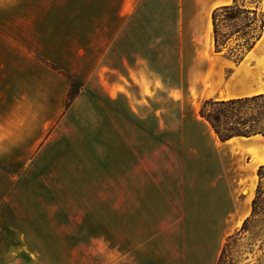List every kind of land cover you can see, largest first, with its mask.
I'll return each instance as SVG.
<instances>
[{
  "label": "crops",
  "instance_id": "0c3cea01",
  "mask_svg": "<svg viewBox=\"0 0 264 264\" xmlns=\"http://www.w3.org/2000/svg\"><path fill=\"white\" fill-rule=\"evenodd\" d=\"M231 3L0 0V250L64 247L49 239L71 233L65 219L73 216L81 225L99 217L96 233L109 230L104 222L114 227L120 138L135 137L137 119L146 120L137 102L150 101L160 118L164 105L177 108L179 126L154 131L171 143L147 147L156 174L147 176V204L161 205L157 216L220 220L218 236L196 251L161 241L169 256L144 251L131 264L217 263L233 218L248 211L242 190L264 166L263 136L221 141L199 115L206 100L264 95V24L238 65L214 51L212 12ZM130 200L134 208V194Z\"/></svg>",
  "mask_w": 264,
  "mask_h": 264
},
{
  "label": "rangeland",
  "instance_id": "374dc122",
  "mask_svg": "<svg viewBox=\"0 0 264 264\" xmlns=\"http://www.w3.org/2000/svg\"><path fill=\"white\" fill-rule=\"evenodd\" d=\"M260 19L261 16L259 15L250 27H247L246 22L243 21V26H246L244 27V32H256ZM242 44L243 39L231 43V46L236 48L233 50L234 56L225 51L232 62L235 57H240L244 52L246 46ZM228 74L229 71L226 72V75ZM135 91L138 96L139 89L137 87ZM160 107L150 101L144 106L137 102V114H146V120L139 121L137 119L135 137L120 138L121 160L119 184L117 186L118 195L121 199L120 215L114 218V227L110 226L111 222H104V228H109V230L96 233L90 230L96 228V226L98 228L100 224L99 217L89 216L81 225L80 218L73 216L69 218L70 221H68V218L65 219V223L70 224L73 228L71 233L55 234L54 238L51 237L49 239L51 241L64 240V247L0 250V258H8V264H16L15 258L22 257L39 258L40 264H131V260L134 257L143 256L144 251L147 256H169L166 252V247L161 241H167L168 247H170V241H173L171 245L173 248L175 245L178 248L186 246L189 254L194 250L196 251L200 244L204 245L211 238L217 237L218 233L213 231V224L215 225L219 222V217L171 218L157 216L153 210L161 209V205L158 203V208L153 209L155 206L153 198L147 204V176L154 177L156 175L154 173L155 168L151 169L153 162L150 156L152 152L147 147L150 148L160 144L161 139L165 143H171L172 137L165 135L160 138L153 135L154 131L159 128L172 129L179 126L175 120L177 108L170 104L164 105L163 109L165 111L162 112L163 115L160 118L158 115L161 112ZM206 112L219 116L220 130L228 129L235 132L245 130L242 129V125L249 116H255L258 113L264 115V101L257 103V105H238L233 108L228 105L213 106L209 104L206 107ZM246 125L249 126V123ZM132 140H134V143ZM133 148L135 149V154L132 156L133 154L130 151L128 158L127 150ZM242 191L243 196L249 195L250 203L247 205L248 211L245 215L233 218V223L236 224V227L229 235H232L233 239L230 241V260L227 259L226 263L264 264V169L262 178L258 177L252 188L251 186H244ZM74 192L73 195H75ZM257 193L260 196V200L252 215L251 202ZM131 194L135 195L134 208L131 200L130 206H128L127 202V197L128 195L131 196ZM169 196H171L170 193H168ZM124 198L125 200H123ZM73 203L76 204L75 201ZM74 204L73 207H76ZM147 207L149 211H147ZM247 218L246 229L240 231ZM227 238H225L223 245ZM147 246L149 247L148 251Z\"/></svg>",
  "mask_w": 264,
  "mask_h": 264
},
{
  "label": "trees",
  "instance_id": "16d2710c",
  "mask_svg": "<svg viewBox=\"0 0 264 264\" xmlns=\"http://www.w3.org/2000/svg\"><path fill=\"white\" fill-rule=\"evenodd\" d=\"M263 12V14H261ZM261 16L258 30L256 32H244V27H250L253 24L258 16ZM212 20V32H213V44L215 52H223L228 51L230 54L234 56L233 50L236 49L231 46L232 42H236L239 39H243V44L245 45L244 52L240 57H235L233 63L238 65L246 56V54L253 48L255 43L260 39L263 31L264 24V0H232V3L227 6L218 7L213 10L211 15ZM243 21L246 22V26H243ZM247 40L248 43H247ZM72 84H75L72 82ZM264 101V95L252 96L249 98L235 99L229 100L228 102H212V101H204L199 109L200 117L204 118L214 133L221 141L228 140L234 136L241 137H249L252 135L259 134L264 137V115L262 113H258L255 116H249L246 119L245 123L242 125L245 130L240 131H232L228 129H219V116L216 114H210L206 112V107L209 104L213 106H225L228 105L230 107H235L238 105H257L259 102ZM223 115V114H222ZM249 123V126L246 124ZM227 132V133H225ZM264 166H260L257 170V175L261 179L262 171ZM260 200V196L257 195L251 202V214L253 215L255 212V208ZM248 222V218L244 221L240 231H244L246 229V224ZM239 231V232H240ZM233 239V236H229L221 249L219 258L216 264H227L226 260H230V241Z\"/></svg>",
  "mask_w": 264,
  "mask_h": 264
},
{
  "label": "bare ground",
  "instance_id": "6f19581e",
  "mask_svg": "<svg viewBox=\"0 0 264 264\" xmlns=\"http://www.w3.org/2000/svg\"><path fill=\"white\" fill-rule=\"evenodd\" d=\"M241 222V221H240ZM241 224V223H240Z\"/></svg>",
  "mask_w": 264,
  "mask_h": 264
}]
</instances>
